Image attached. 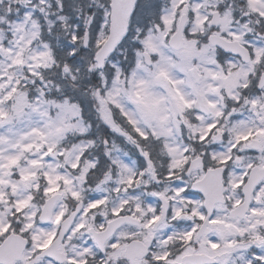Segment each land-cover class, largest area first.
<instances>
[{
	"label": "snow or ice",
	"instance_id": "obj_1",
	"mask_svg": "<svg viewBox=\"0 0 264 264\" xmlns=\"http://www.w3.org/2000/svg\"><path fill=\"white\" fill-rule=\"evenodd\" d=\"M0 264H264V0H0Z\"/></svg>",
	"mask_w": 264,
	"mask_h": 264
}]
</instances>
